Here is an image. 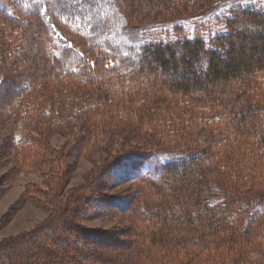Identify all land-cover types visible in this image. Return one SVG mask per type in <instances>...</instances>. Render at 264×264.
Listing matches in <instances>:
<instances>
[{"label": "trees", "instance_id": "trees-1", "mask_svg": "<svg viewBox=\"0 0 264 264\" xmlns=\"http://www.w3.org/2000/svg\"><path fill=\"white\" fill-rule=\"evenodd\" d=\"M223 1L40 0L42 12L37 0H0L2 31L15 44L0 59V117L23 114L24 125L53 117L59 126L67 116L54 108H71L86 141L127 118L160 140L126 153L119 170L147 199L134 213L146 238L137 264H264V201L237 190L264 172V0L136 43L125 32ZM30 237L0 244V264H20Z\"/></svg>", "mask_w": 264, "mask_h": 264}, {"label": "rangeland", "instance_id": "rangeland-1", "mask_svg": "<svg viewBox=\"0 0 264 264\" xmlns=\"http://www.w3.org/2000/svg\"><path fill=\"white\" fill-rule=\"evenodd\" d=\"M248 1L225 0L193 18L131 26L125 32L127 39L136 43L150 37L153 29L167 30L174 22L215 16L224 7ZM1 25L0 59L3 51L15 48ZM4 83L9 85V80L5 78ZM54 110V115L67 116L64 121L68 124L54 126L53 117L37 116L24 125L23 114L0 117V244L31 236L30 246L19 256L20 264L141 263L138 255L146 249V238H142V227L134 213L147 199L145 192L137 193L132 187L130 174L119 177L123 172L119 170L127 168L122 164L126 153L147 151L160 140L138 132L134 120L127 118L128 122L105 130L97 141H86V131L81 134L77 130L83 117L72 118L71 108ZM20 134L33 141L21 142ZM41 144L49 145L50 153L40 150ZM30 149L38 156H27ZM237 190L264 201V172ZM68 197H76L77 205L75 202L61 213ZM262 223L257 230L260 234H264V219Z\"/></svg>", "mask_w": 264, "mask_h": 264}, {"label": "snow or ice", "instance_id": "snow-or-ice-1", "mask_svg": "<svg viewBox=\"0 0 264 264\" xmlns=\"http://www.w3.org/2000/svg\"><path fill=\"white\" fill-rule=\"evenodd\" d=\"M37 3H38L39 6H41V8H42V12H46V11H47L46 8H43V6L40 5V0H37ZM53 30H55V29H54V26H53Z\"/></svg>", "mask_w": 264, "mask_h": 264}]
</instances>
